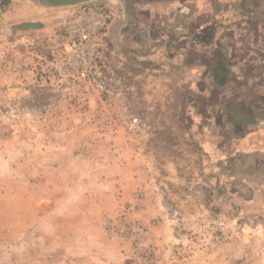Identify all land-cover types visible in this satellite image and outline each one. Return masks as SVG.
I'll use <instances>...</instances> for the list:
<instances>
[{"label": "rangeland", "instance_id": "374dc122", "mask_svg": "<svg viewBox=\"0 0 264 264\" xmlns=\"http://www.w3.org/2000/svg\"><path fill=\"white\" fill-rule=\"evenodd\" d=\"M110 2L47 8L67 10L65 20L108 10L107 92L41 82L49 47L0 58V264H106L104 250L118 247L138 264L123 228L131 223L158 264H264V169L222 162L216 99L184 91L181 62L137 58L114 29L110 9L123 5ZM59 35L46 37L54 50Z\"/></svg>", "mask_w": 264, "mask_h": 264}, {"label": "crops", "instance_id": "0c3cea01", "mask_svg": "<svg viewBox=\"0 0 264 264\" xmlns=\"http://www.w3.org/2000/svg\"><path fill=\"white\" fill-rule=\"evenodd\" d=\"M8 1L0 0V58L57 52L59 46H48L46 37L63 32L67 10L55 14L42 4L14 0L5 10ZM127 2L128 16L116 6L110 9L121 41L135 46L137 58H164L186 66L191 78L184 91L216 99L214 111L225 140L222 162L243 157L258 171L264 169V0ZM120 248L104 250L112 262L106 264H131L125 260L129 250L123 254Z\"/></svg>", "mask_w": 264, "mask_h": 264}, {"label": "built area", "instance_id": "2783aa9c", "mask_svg": "<svg viewBox=\"0 0 264 264\" xmlns=\"http://www.w3.org/2000/svg\"><path fill=\"white\" fill-rule=\"evenodd\" d=\"M111 16L100 5L85 8L67 18L59 36V50L41 59V82L70 86L84 80L97 93L107 92L105 71L101 65L100 36L108 28ZM50 83V84H51ZM137 120L135 119L134 122ZM125 238L134 242L138 264H158L153 249L146 244V232L140 223L123 226Z\"/></svg>", "mask_w": 264, "mask_h": 264}, {"label": "water", "instance_id": "95a60500", "mask_svg": "<svg viewBox=\"0 0 264 264\" xmlns=\"http://www.w3.org/2000/svg\"><path fill=\"white\" fill-rule=\"evenodd\" d=\"M45 7L50 8H62V7H74L80 4L88 3L91 0H35ZM124 8L125 14L128 16L127 0H119Z\"/></svg>", "mask_w": 264, "mask_h": 264}]
</instances>
